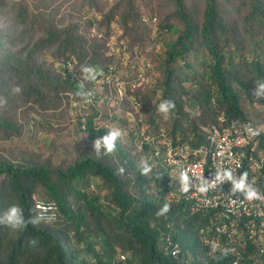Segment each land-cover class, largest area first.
<instances>
[{"label":"trees","instance_id":"1","mask_svg":"<svg viewBox=\"0 0 264 264\" xmlns=\"http://www.w3.org/2000/svg\"><path fill=\"white\" fill-rule=\"evenodd\" d=\"M82 1L97 6L96 0ZM234 1L171 0L173 12L158 26L159 31L170 30L169 20L175 19L179 32L165 45L153 90L140 99L152 131L164 124V115L156 110L159 103L175 102L168 114L172 130H167L174 144L197 147L205 137L201 127L217 125L220 117L228 126L260 118L261 110L249 117L244 104L264 107V97L253 95L255 82L264 81V0H241L237 6ZM118 12L129 51L139 49L149 29L141 23L134 0H120L96 22L98 31L105 29L101 40L80 32L91 25L87 21L60 27L52 14L30 17L17 0H0V97L7 98V105L0 107V141L20 137L18 108L29 105L54 118L63 105L60 94L82 99L75 96L80 83L48 68L44 55L73 61L78 74L83 65L104 70L109 62L105 39ZM14 85L22 89L20 94L11 93ZM87 112L86 128L78 125L89 146L74 157L53 164L52 157L32 154L13 164L0 156V213L16 204L25 217L35 216L36 201L58 208L53 224H29L24 230L0 225V264H231L226 257L194 255L197 249L189 241L183 244L182 235L201 218L190 216L184 204L169 203L170 211L157 215L168 203L164 194L172 183L169 170L150 159L149 146L139 150L118 140L114 153L104 155L102 150L97 156L93 142L109 129L94 125L95 109ZM119 122V128L126 124ZM142 161L151 167L147 175L141 172ZM92 180L105 193L103 198L88 192ZM105 205L112 214L105 212ZM166 239L180 246L177 257L165 255Z\"/></svg>","mask_w":264,"mask_h":264},{"label":"built area","instance_id":"2","mask_svg":"<svg viewBox=\"0 0 264 264\" xmlns=\"http://www.w3.org/2000/svg\"><path fill=\"white\" fill-rule=\"evenodd\" d=\"M88 21L91 22L89 36L103 39L95 28L99 20ZM155 21V18H141V23L151 28L155 27ZM105 47V56L110 61L95 81L83 80L71 60L56 63V70L63 76L68 75L83 83L84 88L85 81L91 86L85 89L92 93L91 103L66 94L71 104L78 101L73 108L77 107L79 111L95 109L98 115L93 122L97 127L110 129L124 121L127 124L121 128L126 133L124 138L131 136L139 150L145 145L152 149L150 159L154 160L153 163L169 170L172 186L164 194L166 201L184 204L190 216L200 215L206 220L198 234L208 257H212L209 255L211 245L219 243L221 247L234 250L228 255L232 264H264V198L249 201L240 192L232 194V184L227 180L201 193L197 179L202 176L212 180L217 169H232L236 176L247 172L249 181L254 182L264 196V107L255 122L228 126L220 117L217 125L201 127L205 137L197 147L186 143L174 144L162 125L152 131L143 113L140 94L154 76L153 64L143 59L139 49L130 52L125 41L113 42L111 38L106 40ZM123 68L132 70V77ZM80 118L81 129L84 130L87 117L82 115ZM252 131L258 134L252 135ZM182 171L192 181L187 193L181 191ZM34 211L43 224H53L58 220V208L53 202L36 201ZM164 253L175 258L180 254L179 246L166 239Z\"/></svg>","mask_w":264,"mask_h":264},{"label":"rangeland","instance_id":"3","mask_svg":"<svg viewBox=\"0 0 264 264\" xmlns=\"http://www.w3.org/2000/svg\"><path fill=\"white\" fill-rule=\"evenodd\" d=\"M240 1L241 0H235L234 5L237 6ZM17 2L25 8L30 17L52 14L56 24L60 27H65L68 24H75L79 21L89 22V19L96 21L100 20L103 15L115 7L120 0H96L97 6L94 8L83 5L82 0H17ZM134 6L139 16L143 18L151 17L156 20L155 27L151 28L147 26L149 29L147 40L144 41L140 47L138 46L143 59L150 61L154 66V76L149 80V86L140 94V96H142L146 93V95H148L149 92L153 90L157 78L160 77V60L163 57L165 45L175 40L179 28L178 22L175 19H170L169 24L172 26L170 30H164L163 32L158 30L159 24L173 12L171 0H134ZM199 9L201 10V8ZM118 14L119 12L116 13L111 22L110 35L105 40L112 38L113 42L122 40L128 44L129 38L124 35L123 27L119 23ZM90 28L91 25L84 26L81 28L80 32L90 38ZM95 28L98 33L103 35L105 30L104 26L98 31L97 24H95ZM44 58L49 65L48 68H52L55 72H58L56 71L55 65L60 61L49 54H45ZM200 63L201 61L196 65L199 72L203 71ZM123 71H125L129 77H132V70L129 71V69L123 68ZM60 98L63 105L58 111L54 112V118L50 116L51 113H41L36 107L31 109L29 105L18 108L15 120L16 124L22 128L21 135L18 138H12L8 141H0V156L8 159L13 164H18L24 157L35 154L42 159L52 157L53 164H57L65 158L70 159L74 157L79 150L89 146L85 134L79 130L78 125L79 122L81 123V118L79 120L78 116H87L88 112L86 110L79 111L77 107L73 108L74 103L78 101L71 104V100L66 94H60ZM142 105L143 107L146 106L144 103H142ZM150 106L153 108V105ZM244 107L249 117L255 112L259 113L261 110L260 107L250 108L246 104H244ZM149 108L148 105V109ZM162 126L168 131L172 130V121H169V116L167 118L164 117V124ZM123 140L127 141L128 145L136 147L133 138L125 137ZM90 183L91 187L88 192L96 193L103 198L105 193L98 189L96 181L92 180ZM103 209L109 214L113 213L106 205ZM205 225L206 223H204V220L198 218L188 234L182 235L183 244L189 241V247L197 249L198 252H193L191 250L194 255L204 253V250L200 247L202 246L201 239L196 232ZM188 238H190V240H188ZM91 243L93 244L94 250L99 252V246L96 241L91 240ZM183 244L181 245L182 248H184Z\"/></svg>","mask_w":264,"mask_h":264},{"label":"clouds","instance_id":"4","mask_svg":"<svg viewBox=\"0 0 264 264\" xmlns=\"http://www.w3.org/2000/svg\"><path fill=\"white\" fill-rule=\"evenodd\" d=\"M80 72L82 74L83 80L95 81L98 76L103 74L102 69H98L95 66L83 65L81 66ZM255 89L253 95L257 98L264 97V81L255 82ZM22 89L18 85H14L11 89V93L14 95L20 94ZM75 96L82 98L86 103H91L92 93L85 90L83 83L79 84ZM7 105V98L0 97V107ZM175 108V102L170 99L162 100L157 106V111L164 115L165 118L168 117V114ZM257 131H252V135H257ZM126 133L119 127H111L105 135L94 140L93 148L97 156H100L101 151L103 150L104 155H109L115 152L116 144L118 140H123ZM123 172V169L120 170ZM151 171V167L147 164L146 161L141 162V172L143 175H147ZM199 180L198 191L201 193H206L209 188L219 185L224 181H230L232 184L231 193L235 194L240 192L243 194L244 198L253 201L260 200L264 198L260 190L255 186L254 182H250L248 179V173L243 172L241 175L236 176L233 173L232 169H217L215 173V178L208 180L204 177H197ZM180 184L181 191L184 193L189 192L192 187V181L186 172L180 173ZM171 205L165 203L162 208L157 212V215H165L170 211ZM41 217L31 216L25 217L24 210L19 205L13 204L6 208L2 213H0V225L10 227L14 230H24L28 227L29 224L35 226L40 223ZM199 231V230H198ZM198 234V232H197ZM199 235V234H198ZM200 237V236H199ZM201 239V237H200ZM202 245V241H201ZM179 246V245H178ZM203 248V245H202ZM180 253L181 248L179 246ZM204 249V248H203ZM234 251L226 247H221L219 243H213L210 248L209 255L212 257L209 258H223L226 257L232 264V259L228 256L230 252ZM205 255L206 251L204 249ZM219 253V257L215 254ZM206 257H208L206 255Z\"/></svg>","mask_w":264,"mask_h":264}]
</instances>
